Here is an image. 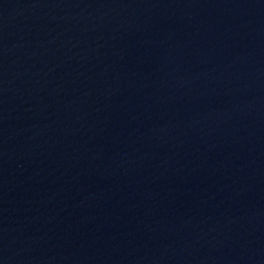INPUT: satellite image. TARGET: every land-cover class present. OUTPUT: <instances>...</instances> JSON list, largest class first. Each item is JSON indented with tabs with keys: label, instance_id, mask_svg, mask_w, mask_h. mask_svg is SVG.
Returning <instances> with one entry per match:
<instances>
[{
	"label": "water",
	"instance_id": "1",
	"mask_svg": "<svg viewBox=\"0 0 264 264\" xmlns=\"http://www.w3.org/2000/svg\"><path fill=\"white\" fill-rule=\"evenodd\" d=\"M0 264H264V0H0Z\"/></svg>",
	"mask_w": 264,
	"mask_h": 264
}]
</instances>
